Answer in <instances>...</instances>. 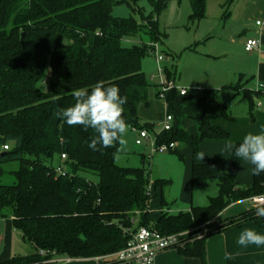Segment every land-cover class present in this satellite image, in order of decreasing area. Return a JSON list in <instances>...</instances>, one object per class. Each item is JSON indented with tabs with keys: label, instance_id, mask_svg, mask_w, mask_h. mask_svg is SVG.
<instances>
[{
	"label": "trees",
	"instance_id": "trees-1",
	"mask_svg": "<svg viewBox=\"0 0 264 264\" xmlns=\"http://www.w3.org/2000/svg\"><path fill=\"white\" fill-rule=\"evenodd\" d=\"M171 1L0 0V177L6 173L4 165L17 163V169L10 171L16 183L0 185V219L11 217L14 229L34 248L29 256L12 257L0 264L108 256L126 246L131 236L125 229L136 231L142 226L163 235L206 226L205 238L193 234L177 251L208 264V238L246 222L264 230V218L250 208L237 218L215 221L231 204L264 194V173L253 175L251 188H236L235 171L242 160L233 155L227 176L222 175L220 156L192 167L194 186L218 180L219 196L210 199L208 206L178 214L162 211L155 218L151 205L159 199L160 207H167L164 190L169 182L156 180L150 188L147 157L142 156V169L121 167L116 162L119 144L93 151L88 147L96 135L93 129L69 127L55 114L75 103L72 90H90L96 82L104 81L106 86L118 85L121 96H127L123 117L129 128L152 132L153 125L143 124L139 116L153 87L142 63L151 55L149 44L164 39L159 17ZM207 1L190 0V20L200 22L206 17ZM142 2L149 5V12ZM120 5H126L132 16L114 17V8ZM142 31L147 41L139 34ZM125 39L140 42L126 47ZM48 64L51 77L46 92L40 83ZM166 75L173 79L168 68ZM259 94L244 90L250 106ZM226 110L221 111L227 118ZM197 120L198 136L172 128L158 138V144H185L197 154L207 140L229 139L230 134L213 126L207 115H199ZM62 155L67 157L64 161ZM56 159L59 162L53 165ZM59 168L63 169L60 174Z\"/></svg>",
	"mask_w": 264,
	"mask_h": 264
},
{
	"label": "crops",
	"instance_id": "crops-1",
	"mask_svg": "<svg viewBox=\"0 0 264 264\" xmlns=\"http://www.w3.org/2000/svg\"><path fill=\"white\" fill-rule=\"evenodd\" d=\"M233 2L239 4L241 0H234ZM208 4L209 0L207 1V9ZM234 11L236 12V10ZM236 17L239 20L238 24L230 28V70H228L230 79L221 81L214 86L210 82L212 77L208 80L203 76L202 82L195 84L193 89L188 90L186 88L188 94L185 97H181L175 92L169 94L165 101L158 98V87L155 85L150 89L148 102L141 105L139 109L141 122L143 124H151L154 127L153 131L150 132L151 137L164 135L162 123L168 115H172L174 118L172 124L174 129H182L192 136H198L200 122L197 117L203 114L209 117L213 126L220 127L230 134L227 140L205 141L198 152L205 155L203 160L199 159L197 154H194L192 149L185 144L176 145L177 149L174 152H169L174 154L175 157L164 159L167 163H171L169 169H172V171L168 172L164 179H158L169 182L164 190L167 207L162 209L159 203L160 200H155L150 208L151 215L155 218L162 211L178 214L180 212H189L193 207L208 206L210 199L219 196L218 180L209 179L200 186H194L191 181L192 167L194 165L209 164L213 162L216 156H220L223 162L222 175L227 176L231 172L232 153L225 151V145L228 143L236 145L241 143L248 133L260 134L264 132V94L259 90V86L264 84V0H243ZM259 22L263 25L258 27L257 24ZM249 39H257L261 42L260 49L252 54H248L245 51V44ZM164 51L167 57L164 65L172 71L173 79L177 83L181 66L179 57L172 53H167L166 50ZM215 82L218 81L215 79ZM244 90L260 93L259 97H254L253 106H250V103L245 98ZM223 91L234 93L230 108L226 105H220L214 99L216 93ZM258 100L263 102V106L257 105ZM224 107L227 109V118L223 116L221 111ZM125 139L126 144L120 146L119 154L122 149L128 151V143H136V136L130 133V128H128ZM137 147L139 146L137 145ZM146 154L144 155L146 156ZM175 158L178 161V165L175 162ZM252 167L247 161H241L238 165L234 179L237 189L252 187ZM175 184L178 187L179 195L173 198L174 203L171 205L165 197V191L168 188L171 190L170 188ZM152 186L153 184L150 188ZM248 210V201L236 202L227 207L215 221L222 222L227 219L237 218ZM245 229H251L260 235H264V230L253 222L233 226L223 233L214 235L208 238L206 243L207 263L264 264V245H240L238 243V239ZM15 231L11 217L0 219V243L1 240L6 243V248L0 255V262L12 258V236ZM52 261L55 264H98L94 258L71 259L55 257ZM156 264H202V261L195 257H184L175 249L159 254Z\"/></svg>",
	"mask_w": 264,
	"mask_h": 264
},
{
	"label": "rangeland",
	"instance_id": "rangeland-1",
	"mask_svg": "<svg viewBox=\"0 0 264 264\" xmlns=\"http://www.w3.org/2000/svg\"><path fill=\"white\" fill-rule=\"evenodd\" d=\"M242 1L239 5L233 1L231 3L230 0H209L206 17L201 22L190 20L192 14L190 0H172L167 9L160 15L159 26L164 39L158 43L162 46V53L165 54L164 50H166L167 53H172L179 57L181 62L178 84L176 83L178 87L191 90L195 84L202 82L203 76L208 80L212 77L210 82L214 86L221 81L230 79V74L228 73V70H230V28L238 24L239 20L236 14L242 6ZM140 5L145 7L147 12L150 11V7L146 2H142ZM113 15L116 18L126 19L132 16V12L126 5H120L114 8ZM137 18L139 19V16ZM139 34L145 41L148 40L143 31ZM139 42L137 40L131 42L125 39L123 45L129 47ZM156 66L153 55H149L143 60L142 69L151 86L159 85L160 83L159 78L152 79L153 76L157 75ZM50 77L51 68L48 64L43 80L40 83V88L46 92L49 91ZM215 79L218 82H215ZM232 97H234L233 92L223 91L216 93L214 99L220 105H226L230 108ZM130 133L134 135L131 130ZM150 145L151 142H145L144 145L137 147L135 142L128 143V151L126 149V151L123 149L120 151L117 157V164L121 167L142 169L145 167L142 162V156L145 153L149 154ZM167 157H175V155L169 152L158 153L148 160L151 164L150 186L159 178L164 179L165 175L172 171V169H169L171 163H167L164 159ZM58 162L59 160L56 159L53 165H57ZM175 162L178 165L176 158ZM3 169L6 173L0 177V185H14L16 178L10 171L17 169V163L4 165ZM170 189L168 188L165 191V197L173 205V198L179 195V191L176 184ZM0 245L1 255L6 248V243L1 240ZM33 251V246L24 240L22 234L16 230L12 236L11 256L26 257L31 255ZM43 264L55 263L48 261Z\"/></svg>",
	"mask_w": 264,
	"mask_h": 264
},
{
	"label": "clouds",
	"instance_id": "clouds-1",
	"mask_svg": "<svg viewBox=\"0 0 264 264\" xmlns=\"http://www.w3.org/2000/svg\"><path fill=\"white\" fill-rule=\"evenodd\" d=\"M75 103L67 108H60L55 113L62 118L69 127L82 126L85 130L91 128L96 135L90 139L88 147L93 151L110 148L116 144H126V133L129 125L123 117V106L127 103V96H121L118 85H105L98 81L88 88L74 89L71 92ZM99 146V147H98ZM225 151L231 152L235 159L247 161L253 167V175L264 173V132L260 134L248 133L238 145L228 143ZM203 160L205 155L197 153ZM255 215L264 218V206L257 207ZM240 245H264V235L251 229H245L239 239Z\"/></svg>",
	"mask_w": 264,
	"mask_h": 264
},
{
	"label": "built area",
	"instance_id": "built-area-1",
	"mask_svg": "<svg viewBox=\"0 0 264 264\" xmlns=\"http://www.w3.org/2000/svg\"><path fill=\"white\" fill-rule=\"evenodd\" d=\"M258 27L262 26V23L257 24ZM150 54L154 56L157 64V75L152 79L159 78L158 98L162 101L167 100V97L171 93L177 92L179 96L185 97L188 94L186 88H180L176 85L174 79H169L166 75L165 61L166 55L162 53V46L160 43H150ZM261 47V42L257 39H249L245 44V51L248 54H252L258 51ZM259 90L264 94V84L259 86ZM258 106H263L261 100L257 101ZM174 118L172 115H168L162 123V130L164 133L171 132L173 128ZM131 132L136 136V144L138 146L144 145L145 142H151L149 154L147 159L150 160L154 155L158 153H166L175 151L177 149L176 144H158V138L160 136L155 135L151 137L150 132L147 130H140L137 128H130ZM7 146L4 147V151H8ZM66 155H62V161L66 159ZM57 172L60 174L63 172L62 168H59ZM249 208L256 211L257 207L264 206V194L252 197L247 200ZM138 221L134 220L135 225ZM125 233L130 234V239L126 246L120 251L99 258H94L98 264H156L159 254L167 250H177L179 247L185 245V240L195 234L199 238H205L208 233L206 226H202L195 231L178 234V235H163L154 229L147 227H139L136 231L125 229ZM44 254V252L42 253Z\"/></svg>",
	"mask_w": 264,
	"mask_h": 264
}]
</instances>
